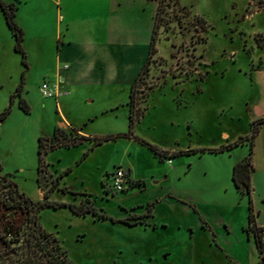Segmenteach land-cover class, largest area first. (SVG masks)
<instances>
[{"label": "rangeland", "instance_id": "374dc122", "mask_svg": "<svg viewBox=\"0 0 264 264\" xmlns=\"http://www.w3.org/2000/svg\"><path fill=\"white\" fill-rule=\"evenodd\" d=\"M1 1L15 6L23 56L14 50L0 11V176L7 175L31 201L41 200L36 152L42 138L40 183L46 187L60 176L50 200L92 206L112 219L136 216L147 202L154 203V229L144 221L127 226L75 216L62 207L40 209L39 226L55 238L67 261L256 264L254 237L250 233L247 239L242 228L250 206L254 225L264 230V121L249 154L248 195L234 187L231 169L248 156L252 122L264 118V0L160 1L154 53L133 85L130 135L128 88L145 59L131 82L132 65L123 60L125 70L110 82L99 77L94 82L97 78L84 72L59 84L55 98L38 91L42 81L55 84L57 69L69 65L63 55L89 57L91 20L108 14L109 3L117 0ZM118 1L124 10L118 14L113 4L116 45L122 51L131 45L128 60L143 50L147 55L154 0ZM67 20L70 29L76 27L69 45L63 36ZM121 49L114 50V65ZM61 120L90 139L51 150L55 128L61 141L74 136ZM146 145L188 152L171 156L169 164L172 153L163 159ZM116 167L128 169L129 181H135L112 192L109 174ZM62 187L75 195L63 194ZM5 191L0 185V198Z\"/></svg>", "mask_w": 264, "mask_h": 264}, {"label": "trees", "instance_id": "16d2710c", "mask_svg": "<svg viewBox=\"0 0 264 264\" xmlns=\"http://www.w3.org/2000/svg\"><path fill=\"white\" fill-rule=\"evenodd\" d=\"M161 0H156V8L153 16V26L151 36L149 39L147 55L143 66L140 69L139 74L129 87L128 101L126 103L128 108L127 125L128 134L130 135V129L133 123L132 109H133V90L134 82L139 78L143 72H146V67L149 63L150 56L154 53V35L157 27L156 17L159 11ZM0 11L3 16V20L6 28L13 36V48L23 56L20 42L22 40L21 30L16 26L13 21L15 6L13 4H5L0 0ZM24 112H27L26 108H22ZM264 121V118L258 119L252 122L251 130L246 139L249 143L248 156L236 162L231 169V181L236 189L242 187L244 192L248 195L250 192V157L252 141L255 133L257 132V126ZM56 129V128H55ZM53 130L50 139L54 141V145L50 146V149L54 148H69L77 146L83 141H88L90 138L83 137L74 134L72 138L60 140L56 137ZM125 136V135H124ZM100 138L96 139L92 145H98ZM241 139L235 143L241 142ZM142 144V141H139ZM154 154H157L160 158H165L167 151L157 150L152 146L146 145ZM227 145L225 148H229ZM220 150V149H218ZM186 151L172 152L171 156L186 153ZM37 187L41 191V200L31 201L29 198L18 193L15 185L7 179V175L0 176V185L5 187L6 197L0 198V264H73L66 259L65 251L59 246L55 238L45 232L39 226L37 222V213L42 208H67L75 216H85L87 214L92 215L96 219L104 220L108 219L112 223H121L127 226H134L142 223V219L150 215V210L153 206V202H147L145 211L138 216H126L119 219H112L108 217L103 211H96L92 206H83L81 203L74 205L72 203L53 201L48 198L50 192L56 189L55 183L60 176L50 182V184L44 187V184L40 183L41 174H44V163L42 161V155L45 153L43 148L42 138L37 140ZM133 185H139L135 183ZM130 186V181H129ZM62 193H70L75 195L74 192L68 191L65 188L58 189ZM242 230L249 236L252 233L254 242L258 252V262L256 264H264V253L260 244V240L264 238V230L254 225L250 206L247 207L246 225Z\"/></svg>", "mask_w": 264, "mask_h": 264}, {"label": "crops", "instance_id": "0c3cea01", "mask_svg": "<svg viewBox=\"0 0 264 264\" xmlns=\"http://www.w3.org/2000/svg\"><path fill=\"white\" fill-rule=\"evenodd\" d=\"M153 2H154L153 3L154 9L151 12L152 21H153L155 8H156L155 0ZM114 3L116 6L115 9H114L115 6H113ZM122 4H123V1H118V0L116 2L111 1L109 3L111 8L109 11H107L108 14H95L96 18H94L95 20L94 19L91 20L92 22H91V27H90V31L93 34H91L90 36H92V37L88 39V41L90 42V49L88 52L89 57L86 60L85 59L81 60V59H77V58L74 59L72 57V55H70V56L67 54L63 55V56H66L67 60L70 63H69V65H67L65 63L61 66L60 69L59 68L57 69L56 78L59 80V84H62L66 78L70 77L73 74L84 73V72H87V73L94 75L97 78V79L94 78V82H95V80H98V77L100 78V81L110 82L113 80L115 72L117 74H119L125 70V68H124L125 62H123V60L127 61V63L132 65L130 73H129V81L130 82L132 81V79L135 77L136 73L139 71V69H140V67H141V65H142V63L146 57V54L143 50L142 53L139 52V53L135 54L133 57H131L132 60H128L130 57L129 54L131 51V45L125 46V49L123 51H122V49H121L122 47L120 45H116L118 42L116 43L115 41H118L117 40L118 37L114 35L115 25L113 22V20H114L113 9L117 10L118 14H120V12L122 13V10H124V8L122 7ZM57 14H58V17L60 18V20L58 22V25H59V23L63 20V17L61 15V12L59 11V9H58ZM65 27H66L65 28V34H63V36H65V43L69 45L71 43V40L68 38V36H72L74 34L76 27L73 26L70 29L68 20H67V23L65 24ZM58 34H59V32H57L55 34V36ZM114 48H116V49H114ZM117 49H121V51H118L117 55H119V61H117V64L114 65L113 62L111 61V59L113 58V55L115 54V51ZM121 52H122V54L120 56ZM63 66H65V68H63ZM128 90H129V88H128ZM60 123L64 124L65 127L72 129L73 133L76 135H80V136L88 137V138L91 137V136L83 133L80 130V128H76V127L72 126L71 124H68L66 121L61 120L59 122V124ZM52 150H54V149H52ZM161 150H163V149H161ZM163 151H166V150H163ZM168 152L172 153L173 151H167V155H169ZM167 157H169V161H170L171 155L167 156ZM169 164H170V162H169ZM125 170H127V172H125V173L128 176L129 170L128 169H125ZM130 181H135V180L131 179ZM53 191L50 193V195L53 193ZM39 194L41 195L40 190H39ZM67 203H69V202H67ZM153 207H154V205H153ZM153 207H152V209H153ZM152 209L150 212V216L144 219V224L145 225H152L151 227L154 229L155 224H151V222H150L152 219ZM140 214H142V213H140ZM140 214L138 213V215H140ZM138 215H136V216H138ZM120 218H123V217H120ZM147 220H149V222ZM247 239H249V236H247Z\"/></svg>", "mask_w": 264, "mask_h": 264}, {"label": "built area", "instance_id": "2783aa9c", "mask_svg": "<svg viewBox=\"0 0 264 264\" xmlns=\"http://www.w3.org/2000/svg\"><path fill=\"white\" fill-rule=\"evenodd\" d=\"M65 68V66H63ZM58 85H59V80L57 79L56 83L53 85H48L46 82L42 81L41 84L38 87V91L42 97H57L58 95ZM167 163H169V157L166 159ZM110 177V190L112 192H118V191H123L126 190L127 187H129V179L124 172L119 167H116L113 169V171L109 174ZM260 244L262 247V251L264 253V238L260 240Z\"/></svg>", "mask_w": 264, "mask_h": 264}, {"label": "flooded vegetation", "instance_id": "af4514ba", "mask_svg": "<svg viewBox=\"0 0 264 264\" xmlns=\"http://www.w3.org/2000/svg\"><path fill=\"white\" fill-rule=\"evenodd\" d=\"M153 205H154V203H153ZM152 207H153V206H152ZM151 209H152V208H151ZM150 212H151V210H150ZM142 213H143V212H142ZM149 216H150V215H149ZM149 216H147V217H149ZM147 217H145V218H147ZM145 218H143L142 221H144Z\"/></svg>", "mask_w": 264, "mask_h": 264}, {"label": "water", "instance_id": "95a60500", "mask_svg": "<svg viewBox=\"0 0 264 264\" xmlns=\"http://www.w3.org/2000/svg\"><path fill=\"white\" fill-rule=\"evenodd\" d=\"M124 172H127V170H124Z\"/></svg>", "mask_w": 264, "mask_h": 264}]
</instances>
